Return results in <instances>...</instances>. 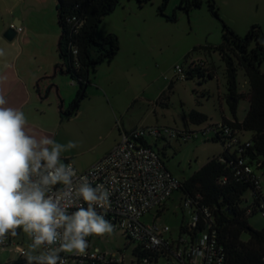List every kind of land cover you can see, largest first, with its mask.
<instances>
[{
    "label": "rangeland",
    "instance_id": "rangeland-1",
    "mask_svg": "<svg viewBox=\"0 0 264 264\" xmlns=\"http://www.w3.org/2000/svg\"><path fill=\"white\" fill-rule=\"evenodd\" d=\"M180 1L169 0L161 13L164 0H120L115 11L103 19L98 38L114 34L120 45L115 60L100 64L98 72L91 74L96 83L103 78L107 86L98 90L89 87L79 116L59 120L54 132L45 134L61 144L78 142L77 148L62 153L64 163H72L80 172L86 171L113 149L123 128L136 127L167 128L198 135L186 142L171 138L157 143L156 150L164 152L162 160L166 168L180 180L191 177L223 152L221 143L206 140L200 133L209 126L235 119L230 110L225 63L215 48L223 42L224 24L240 37H245L251 26L259 25L264 35V0H213L219 18L213 15L208 0L190 11L180 8ZM5 5L13 9L12 15L17 19H24L25 34L31 29L32 48L46 53L48 61L58 58L61 37L58 1L0 0V8ZM193 62L204 63L213 76L206 72L205 77L196 75L185 80L176 75L177 66L187 71ZM237 69L240 97L236 119L242 122L250 106V88L243 69ZM111 103L119 113L110 111ZM192 112L203 114L208 120L195 124L191 121ZM63 115L69 116L66 112ZM249 138L250 134L244 135V140ZM261 181L264 192V174ZM247 197L250 198V193ZM189 221L190 210L178 194L172 196L161 214L155 209L142 219L146 225L169 226L173 237H178L181 224ZM249 223L256 229L264 227L258 213L249 217ZM113 229L110 235L90 236L91 251L98 249L107 256L122 251L130 258L135 245L124 231ZM9 240L24 248L31 243L22 231ZM18 258L14 247L0 245V264Z\"/></svg>",
    "mask_w": 264,
    "mask_h": 264
},
{
    "label": "trees",
    "instance_id": "trees-1",
    "mask_svg": "<svg viewBox=\"0 0 264 264\" xmlns=\"http://www.w3.org/2000/svg\"><path fill=\"white\" fill-rule=\"evenodd\" d=\"M57 1L61 28L58 43L59 57L72 80L79 84V92L72 103L77 110L86 98L84 82L87 80L88 71L95 73L100 64L112 63L119 54L120 45L117 36L109 34L104 39H99L98 30L103 19L118 7L120 0ZM168 1L164 0L161 13ZM208 1L213 15L219 18L214 1ZM202 3L203 0H181L180 8L190 11L193 6L200 7ZM74 18L76 22L73 21ZM75 24L76 26L80 24L77 33L72 31V26ZM70 44L78 50L76 56L71 54ZM215 50L219 52L225 63L230 110L235 118L234 121L225 120L221 124L232 130L233 134L227 136L221 129H217L215 134L204 137L206 140L221 143L223 152L212 158L191 177L180 180L181 186L175 194L180 195L181 199L192 201V206L199 213V223L192 229L182 223L179 235H186L194 240L210 223L217 232L219 245L223 248L225 264H264V227L256 229L249 223V217L260 214L262 191H257L252 178L244 171V167L248 166L252 170V175H257L260 179L261 174H264L262 28L253 25L245 37H240L224 24L223 42ZM237 67L245 72L250 88L248 92L250 106L242 122L236 119L237 101L240 97ZM206 72L208 69L205 64L201 67L199 63L193 62L186 71V80L196 75L205 77ZM208 75L213 76L211 72H208ZM207 120L208 118L203 114L191 113V121L195 124H203ZM209 127L218 128V125ZM245 134H250V138L244 140ZM158 142L161 141L152 144L155 150ZM156 151L162 159L164 152ZM240 162H243V165ZM248 193L250 198L247 197ZM166 206L167 203L157 208L158 214L165 211ZM204 209H208L210 216H206ZM131 256L138 261L147 259L149 264H159L165 252H151L143 246L135 245ZM7 264H26V260L19 257Z\"/></svg>",
    "mask_w": 264,
    "mask_h": 264
},
{
    "label": "clouds",
    "instance_id": "clouds-1",
    "mask_svg": "<svg viewBox=\"0 0 264 264\" xmlns=\"http://www.w3.org/2000/svg\"><path fill=\"white\" fill-rule=\"evenodd\" d=\"M27 126L25 113L7 106L0 94V245L22 231L31 243L16 251L26 264H66L61 253L85 254L90 236L113 232L97 211L110 207V193L101 184L93 187L87 176L77 177L73 164L62 161V153L78 142L37 138Z\"/></svg>",
    "mask_w": 264,
    "mask_h": 264
},
{
    "label": "built area",
    "instance_id": "built-area-1",
    "mask_svg": "<svg viewBox=\"0 0 264 264\" xmlns=\"http://www.w3.org/2000/svg\"><path fill=\"white\" fill-rule=\"evenodd\" d=\"M73 21L76 22V19ZM11 27L15 28L14 25ZM79 27L80 24L77 26L75 24L72 31L77 33ZM16 30L22 32L21 27ZM70 49L73 56L78 54V50L72 44ZM200 66L204 67V64ZM175 72L178 77L186 80V71L181 66H177ZM217 129H221L227 136L233 134L232 130L223 127L222 124H218V128L207 127L200 133L207 137L215 134ZM197 137L198 135L194 133L177 132L167 128L122 129L119 142L100 161L83 172L73 166L77 171V177L87 176L93 187L101 184L109 191L110 207L98 208L97 211L105 214L115 229L124 231L128 240L136 246H143L151 252H165L159 264H225V254L212 224L208 223L204 231L199 232L197 238L191 240L186 235L173 237L169 226L159 227L157 224L146 225L142 222L151 211L168 203L181 186L180 179L166 168L152 144L171 138L186 142L189 138ZM240 164L243 165V162ZM244 171L252 178L257 191H262L259 210L264 220L262 181L259 176L252 175V170L248 166L244 167ZM181 200L190 210V221L186 225L191 229L196 228L199 223L198 211L192 206L191 200ZM72 211H75V208L69 209V212ZM203 212L210 216L208 209H204ZM88 241L89 247L85 254L71 256L67 253L60 254L66 260V264H149L147 259L138 261L132 256L127 258L122 251L119 255L111 256L102 254L98 249L91 251L90 238ZM1 246L14 247L16 250L18 244L9 240ZM18 255L23 257L19 253Z\"/></svg>",
    "mask_w": 264,
    "mask_h": 264
},
{
    "label": "crops",
    "instance_id": "crops-1",
    "mask_svg": "<svg viewBox=\"0 0 264 264\" xmlns=\"http://www.w3.org/2000/svg\"><path fill=\"white\" fill-rule=\"evenodd\" d=\"M12 14L13 9L8 5L0 8V49L5 52V56L0 57V94L5 96L7 106L19 108L25 113L28 129L39 137L53 133L59 120L62 122L63 118L74 119L79 116L80 108L71 114L64 109L75 100L79 84L72 80L67 69L62 66L59 51L58 58L48 61L46 53L42 54L36 47L32 48L34 34L31 29L25 34L24 19H17ZM14 24L21 27L22 32H18L13 42H8L3 35ZM90 81L92 85L85 91L86 98L89 87L98 90L107 86L103 78L96 83L91 75ZM134 98H138L137 95ZM111 106L112 113H119L112 103ZM63 112L69 116L63 115Z\"/></svg>",
    "mask_w": 264,
    "mask_h": 264
},
{
    "label": "water",
    "instance_id": "water-1",
    "mask_svg": "<svg viewBox=\"0 0 264 264\" xmlns=\"http://www.w3.org/2000/svg\"><path fill=\"white\" fill-rule=\"evenodd\" d=\"M14 27L15 28H12V27L8 28L3 35L4 39L7 40L8 42H13L18 35V32L16 29H18L20 27L16 24H14ZM91 74H92V72L88 71L87 80L84 82L85 83L84 93H85L86 89L88 88V86L92 85V83L90 81ZM61 109H63V105L61 106Z\"/></svg>",
    "mask_w": 264,
    "mask_h": 264
},
{
    "label": "flooded vegetation",
    "instance_id": "flooded-vegetation-1",
    "mask_svg": "<svg viewBox=\"0 0 264 264\" xmlns=\"http://www.w3.org/2000/svg\"><path fill=\"white\" fill-rule=\"evenodd\" d=\"M70 108L66 111L67 113H70V112H74L75 111V108L73 107V104H70L69 106ZM66 113V114H67Z\"/></svg>",
    "mask_w": 264,
    "mask_h": 264
}]
</instances>
